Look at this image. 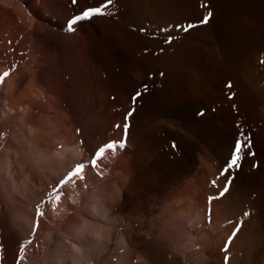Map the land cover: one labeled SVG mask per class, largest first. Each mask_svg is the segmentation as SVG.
<instances>
[{
    "label": "bare ground",
    "instance_id": "bare-ground-1",
    "mask_svg": "<svg viewBox=\"0 0 264 264\" xmlns=\"http://www.w3.org/2000/svg\"><path fill=\"white\" fill-rule=\"evenodd\" d=\"M105 2L0 0V167L37 190L0 264H264V0H113L63 30Z\"/></svg>",
    "mask_w": 264,
    "mask_h": 264
},
{
    "label": "snow or ice",
    "instance_id": "snow-or-ice-1",
    "mask_svg": "<svg viewBox=\"0 0 264 264\" xmlns=\"http://www.w3.org/2000/svg\"><path fill=\"white\" fill-rule=\"evenodd\" d=\"M72 4H76L77 0H71ZM113 4V0H106V2L104 3L103 7H90L87 8L85 10H83L81 13L74 15L73 17H71L67 22H66V26L64 27V31L66 33H75V31L77 30L76 26L82 22V21H86V20H90L93 17H97V16H104L107 15V12L105 11V9L111 7ZM211 17V13L209 12L207 16H205L203 18V20L201 21V23H207L208 20ZM183 27V26H181ZM191 27H193L192 25H188L187 27L184 28L185 31H188ZM261 63H264V61H261ZM9 73L8 72H4L3 76H0V84H3L4 82V78L8 77ZM226 88H231V82H229L228 84L225 85ZM116 127H120V125H117ZM127 131L128 128L127 126H125L123 128V132L124 135L126 137L127 135ZM125 147V142L124 140H121V142L119 144H117V142H106L103 146L99 147L93 154H92V159L90 164L86 165L84 163H80L79 165H77L68 175L67 179H63L60 183L59 186L57 187V191H60L63 189L64 186H66L69 182H71L74 179H80L83 180L86 178V168L88 169H92L94 170L95 168L99 167V163L98 161L102 162V157L104 156V154L106 152H111V153H115L116 150L118 148H124ZM251 144L248 138L241 140V139H237L236 143L233 146V155L230 158V160L227 162L226 166L222 169V172L226 175V176H230L231 171L232 170H239L240 167V162L243 158L242 154L245 152L246 148H250ZM231 179H227L225 181V184L223 186V188L219 191L218 196L213 197L212 199H217L219 197H223L228 191L229 188L231 187ZM213 183H215L213 181ZM57 201L61 200V196H57L56 197ZM41 215H43V213H41ZM248 213H245V216H247ZM240 227L241 225L238 224V226L234 229L233 233H232V238H235V236L237 235V233L240 232ZM228 245H231L232 243V239H229V241L227 242ZM223 251L225 253L228 252V247L226 246ZM228 257L225 256V261L227 262Z\"/></svg>",
    "mask_w": 264,
    "mask_h": 264
},
{
    "label": "rangeland",
    "instance_id": "rangeland-1",
    "mask_svg": "<svg viewBox=\"0 0 264 264\" xmlns=\"http://www.w3.org/2000/svg\"><path fill=\"white\" fill-rule=\"evenodd\" d=\"M0 168H1L2 172H3V168H2V167H0ZM10 170H11V169H10ZM14 170H15V169H14ZM14 170H13V172H12V171H9V172H8V175H7V173H4V172H3V174H2V172L0 171V175H2V176H0V195L2 194V195H1V197H2V202H0V203H1V204H0V221H1L0 223L2 224V225L0 224V228H1V229H0V237H1V238H0V245H1V248H2L3 245H4V244H2V243H3L2 238L5 239V236H4V235L6 234V232H5V230H4V227H3V223H2V221L4 220L3 222H4L6 225H8V223H9L8 226L10 227V225H11L10 223L13 222V220H14V219H11L12 214L14 213V211L17 212V213H18V211H19L18 214H21L23 210H21L19 206L23 207L24 210H26L25 207H24V205H23L24 203L21 202V201L25 198V197H24V198L22 199L23 196H22V194H21L23 188H24V190H26V189H25L26 187H24V186L27 185V186H29V188H31V189H29V190H27V191H23V195H24V196H29V195H30L29 192L32 190V186L29 185V183L23 178V176H22V179H20L19 176H21V175L17 172L18 170H17L16 172H15ZM10 172H11V173H10ZM13 173H15V175H13ZM17 173H18V174H17ZM5 174H6L8 177H7ZM4 175H5V177H4ZM10 175H12V177H14V176L18 177L19 180L16 179V177H14V178H12V179H15V181H16V180L19 181V182L21 183V184H20L21 188H20V186L18 185L19 182H18V183H17V182H14L15 185L13 186V189H11V188H12L11 186L13 185V184H12L13 182H12V183L10 182V180H11V178H9V177H11ZM17 175H18V176H17ZM2 177H4V179H5L4 181L2 180ZM6 178H7V179H6ZM8 179H9V181H8ZM23 180H24V182H23V184H22L21 181H23ZM5 181H6V182H5ZM11 181H13V180H11ZM2 182H5V185L7 184V182H9L10 184H12V185L10 186L11 188L9 189V190H11L10 192L7 191V190H8L7 187H8L10 184H9L8 186L5 187V185H3L4 183H2ZM25 182H26L27 184H26ZM16 184H17V185H16ZM25 184H26V185H25ZM16 186H17V187H16ZM18 186H19V187H18ZM8 188H9V187H8ZM14 188H16V193L19 192V193H18V194H19L18 196H17V194L15 193V189H14ZM17 188H18V190H17ZM6 189H7V190H6ZM20 189H21V191H20ZM12 190H13V193H11ZM32 191L37 192V190L35 191V189H33ZM32 191H31V192H32ZM6 192H7V193H6ZM26 192H27L29 195H28ZM38 192H39V191H38ZM24 193H25V194H24ZM5 194H6V195H5ZM10 194H12V195H13V194H16V195L11 196ZM26 194H27V195H26ZM31 194H32V193H31ZM30 196H31V195H30ZM30 196H29V197H30ZM14 197H15V198H14ZM10 198H13V201H12V199L10 200ZM20 198L22 199L21 201L19 200ZM26 198H28V197H26ZM26 198L23 200L24 202H25ZM7 200H8V201H7ZM9 200H10V201H9ZM14 200H15V201H14ZM0 201H1V200H0ZM17 201H19V202H21V203H19V202L17 203ZM7 202H8V203L10 202V204H8ZM6 203H7V204H6ZM22 203H23V204H22ZM19 204H20V205H19ZM13 205H14L15 207H14ZM22 205H23V206H22ZM5 206H6V207H5ZM12 206H13V209H16V207H17L18 211H16L17 209L13 211V209H11ZM2 208H3V209H2ZM4 208H5V209H4ZM23 208H22V209H23ZM33 208H34V207H32V210H33ZM32 210L30 209L29 211L31 212ZM9 211H11V212L13 211L12 213L10 212V213H11V217H9V215H10V214H9ZM33 211H34V210H33ZM3 212H4V213H3ZM18 214L15 213V215H18ZM13 215H14V214H13ZM31 215H33V212H31ZM2 217H3V218H2ZM12 218H14V217H12ZM29 218H30V217H29ZM10 219H11V220H10ZM7 220H8V221L10 220L11 222H7ZM15 222H16V218H15L14 222L12 223V224L16 225V226H14V229H10L12 226L9 228L10 230L13 231V232H12L13 234H14V232H16V230L18 229V228H17V224H15ZM1 226H2V227H1ZM12 228H13V227H12ZM48 228H49V227H48ZM48 228H47V230H46L47 232H45V233H47V234H48V232H49V229H48ZM3 231H4V232H3ZM10 232H11V231H10ZM10 232H8L9 234L7 233L8 236L6 237V239H9V238L11 239V236L9 237V235H11L12 233L10 234ZM3 233H4V234H3ZM13 234H12V236H13ZM47 234H46V236H47ZM8 237H9V238H8ZM17 237H18V236H16V235L14 234V239H15V238L18 239ZM10 239H9V240H10ZM14 239H12V240L15 241V242L17 241V242H16L17 244H18V242L20 243V240H16V239L14 240ZM0 252H1V251H0Z\"/></svg>",
    "mask_w": 264,
    "mask_h": 264
}]
</instances>
